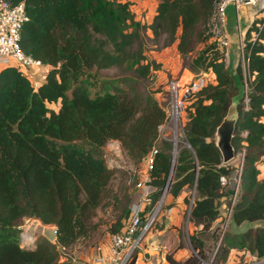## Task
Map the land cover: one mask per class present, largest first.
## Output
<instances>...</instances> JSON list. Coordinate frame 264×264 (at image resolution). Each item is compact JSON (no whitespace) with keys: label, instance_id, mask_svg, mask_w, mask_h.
I'll list each match as a JSON object with an SVG mask.
<instances>
[{"label":"trees","instance_id":"obj_1","mask_svg":"<svg viewBox=\"0 0 264 264\" xmlns=\"http://www.w3.org/2000/svg\"><path fill=\"white\" fill-rule=\"evenodd\" d=\"M6 1L23 3L27 20L20 47L46 67L37 86L16 66L0 69V264H74L62 260L59 250L96 235L102 224L95 221L98 210L111 207L115 216L123 205L108 235L123 230L135 192L128 193L124 183L112 188L116 169L108 166L103 149L109 141H118L136 166L152 160L153 190L144 215L166 187V209L184 186L193 189L184 201H191L189 222L201 226L189 236L196 258L179 262L167 254L164 264H196L214 249L217 264L232 249L264 258V178L257 168L264 156V19L247 28L243 61L233 71L209 39L215 0H158L150 22L130 31L125 25L131 12L115 0ZM147 30L158 47L176 43L182 69L210 73L211 82L186 103L188 118L176 146L160 134L166 106L141 89L158 67L143 52ZM128 62L130 74H102L123 71ZM234 97L238 121L232 145L241 156L239 175L222 162L215 144L216 128ZM234 176L239 182L229 223L248 225L220 236L221 199L230 196L227 185ZM26 218L53 225L55 242L39 236L23 246L19 235ZM135 258L136 252L131 264Z\"/></svg>","mask_w":264,"mask_h":264},{"label":"built area","instance_id":"obj_2","mask_svg":"<svg viewBox=\"0 0 264 264\" xmlns=\"http://www.w3.org/2000/svg\"><path fill=\"white\" fill-rule=\"evenodd\" d=\"M234 7L235 22L229 19V7ZM251 9L252 18L245 28L241 27L243 16L240 9ZM264 0H215L212 15L208 23V35L211 42L216 43L223 54L225 65H231V28L237 36L238 56L243 61L244 34L254 19H264ZM27 20L24 12L23 3L15 5L6 0H0V67L13 65L23 71L27 77L32 78L36 72L45 73V65L38 59L32 58L23 52L20 47V30L23 22ZM254 35V34H253ZM211 82L210 73L200 72L192 75L182 84L169 81L167 85L168 100L166 105L167 119L165 123H170L175 128L182 119V110L187 101L200 89ZM36 86V85H35ZM181 118V119H180ZM176 137V136H175ZM183 137V132H182ZM177 138V137H176ZM181 141V140H180ZM119 143L118 141H116ZM116 143V144H117ZM174 146L175 143H174ZM264 156L258 161L257 168L264 165ZM151 158L147 159L145 172L137 179L135 183L136 190H140L136 198L133 197L130 214L123 230L119 233L108 236V244L100 255L88 257V264H131L130 261L134 252L136 258L133 264H137L138 252L146 235L155 227L158 222V212L166 200L168 187L164 189L156 205L145 215L143 213L145 206L149 203V194L153 187L149 184L148 169L151 166ZM240 163L237 168V175L240 173ZM223 184L227 180L222 177ZM238 183V179L236 180ZM160 247L165 248L161 243ZM154 248V247H153ZM216 249L213 252L211 260L201 259V264H217L215 262ZM264 258L258 259L248 250L232 249L224 264H263ZM87 264V263H86ZM199 264V263H198Z\"/></svg>","mask_w":264,"mask_h":264},{"label":"rangeland","instance_id":"obj_3","mask_svg":"<svg viewBox=\"0 0 264 264\" xmlns=\"http://www.w3.org/2000/svg\"><path fill=\"white\" fill-rule=\"evenodd\" d=\"M116 4L118 5L119 3H123L127 5V9L131 12V18L128 17L126 20V25H125V30L130 31L135 25L140 26L144 23H147V19L150 18V8L149 6L146 7L143 2L139 1H134V0H115ZM133 6H137V10H135ZM243 7L240 9V13L243 16V19H241V27L242 30L245 28V24L247 23L246 20L244 19V14H243ZM246 10V9H245ZM251 11V9H250ZM264 13L258 15L259 17H262ZM229 19L234 23L235 22V12H234V7L230 6L229 7ZM263 19V18H262ZM250 22V19H248ZM248 22V23H249ZM247 25V24H246ZM234 31V30H233ZM246 32V31H245ZM149 36L144 37V45H143V52L148 55L154 54V52H161L160 46L153 43L152 39L148 38ZM245 37V34L244 36ZM176 45V43H174ZM200 47H198L197 51L199 50ZM158 49V50H157ZM239 61H242L241 58H239ZM132 63L128 62L124 68L123 71H119L116 69H108L105 71H102V74L106 76H114V75H120V74H130L132 71ZM195 74V73H194ZM197 74V73H196ZM179 76L176 78H171L170 76L167 78L166 82H162V79L158 80L155 78V76H150L148 79L142 80L141 81V89L145 92L152 91L154 93L158 92L160 102L164 104V106L167 105V100H168V94H167V85L170 80L173 82L182 84L179 80L181 74H178ZM188 77H191L190 74H188ZM165 87V89H164ZM241 89L243 92L246 91L247 89V84L246 81H241ZM154 90V91H153ZM51 108L57 109V105H51ZM185 111V107L183 108ZM181 119V118H180ZM184 123V122H183ZM182 119L180 121V124L175 128L171 127L170 123H165V125H161L159 130L160 134L167 136L170 138L175 145L182 139ZM177 138H176V137ZM116 141H109L106 143L103 147L104 149V154L106 157V162L109 167H113L116 169L115 176L112 180V188L114 191L120 188V186H123L121 184H125L128 186L127 192L134 194V198H136L139 194L138 192L140 190H136L135 187V182L137 179L145 172L146 170V163L147 160L140 163L139 166L134 165L131 163L123 148L120 146L119 143ZM241 156L236 155L234 160L230 162V164L235 167L236 169L239 166V161H240ZM264 160H262L263 162ZM237 165V166H236ZM124 171L125 174L122 172ZM233 178H236L234 176ZM120 196H123L121 194ZM169 199V196H166V200L162 204L161 208L159 209L158 212V222L156 223L155 227L150 231L152 232L151 235L158 237L161 236L163 231L159 234L160 230L162 229L163 225V219H164V213L166 210L165 204L167 203V200ZM191 199V198H190ZM169 201V200H168ZM186 202V201H185ZM188 204V203H186ZM228 204V202H226ZM124 209V206L122 205L118 211H115V216L114 211H112V208H108L107 212L105 210H98V215L97 218H95V221H100L102 222L101 226L98 228V231L96 235L93 236L92 239L88 242H83V241H78L76 242L73 246L66 250H59L61 254V259H67L70 262H73L74 264H88V257L90 256H97L102 253L104 248L108 244V233L110 232L109 226L113 225L114 219L116 218V214L119 215L122 210ZM221 221L218 222V226L221 229L220 230V236L223 235L224 231H230L233 232L234 230H242L244 228L236 225H231L229 223V217L227 218V222L225 221V216H224V209H223V215H221ZM186 214L183 215V219L180 222L178 227H175V229H169L170 232L168 234H163V241L165 242V248L163 247H158V248H148L147 246V240L144 239L142 242L141 248L137 250L138 253H140L141 259H139L140 264H164L163 262V256L170 254L172 257L179 261L183 262L187 260L189 257L192 259L196 258L195 251L192 250L191 244L189 242V236L193 234V232L196 230L195 225H193L190 222H187L186 219ZM21 229H25V231H22L20 233V239L21 243L23 246H27L28 242H32L33 239L32 237H39V236H44L50 241L55 242V230L53 225H48V224H43L41 223L38 219H33V218H26L23 220L21 226ZM32 230V234L30 236L25 235L27 229ZM197 229H200L199 226ZM225 231V232H226ZM148 236V235H146ZM215 250V249H214ZM214 250H209L207 253V257L204 258V260H211L213 257V252ZM201 264V260L199 259L196 264Z\"/></svg>","mask_w":264,"mask_h":264},{"label":"crops","instance_id":"obj_4","mask_svg":"<svg viewBox=\"0 0 264 264\" xmlns=\"http://www.w3.org/2000/svg\"><path fill=\"white\" fill-rule=\"evenodd\" d=\"M134 1H139V0H134ZM157 1L158 0H140V2H143L144 5H146V7L149 6V8H150V18L147 19V23H149L151 18H152V15L154 13ZM132 7L135 10H137V8H138L137 6H133V5H132ZM243 14H244V19L247 22L246 24L248 25V22H249L248 19L251 20V18H252L250 9H246V10L244 9ZM260 14H262V12ZM230 28H231V35H232L231 36L232 37L231 38V40H232V44H231L232 60H231V65H229V68L234 71L236 68V65L239 61L238 49H237L238 43H237V36L235 35V32L232 29V26H230ZM146 35L151 36V31L147 30ZM159 50L161 52H154V54H152V55L146 54L150 60L154 61L158 65L157 68L152 69V71H151L152 77L155 76V78H157L158 80L162 79V82L165 83L169 76L171 78H173V77L176 78L179 76L178 74H181L182 76H180L179 80L181 82H183V81L185 82L190 78V77H188V74H190L191 76L195 75L194 73H189L187 70L182 69L181 61L179 58V53H178V50H177L175 44H173L171 46L160 47ZM1 68L2 67H0V69ZM29 79L34 85L37 86L41 82L44 81L45 73H43L41 71L36 72L33 75V77L29 78ZM164 89H165V87H164ZM155 96L158 98V100H160L158 92L155 93ZM181 117H182V125H184V123L186 122V120L188 118V114L184 110H182V116ZM163 125H165V123ZM162 137H167V136L162 135ZM259 171H260V177L264 178V165H262V171L261 170H259ZM234 179L235 178L230 179V182L227 185V188L229 189V191L232 189H235V194L233 196L223 197L221 199V207H222L221 215H223V209H224V216H225L226 222L228 221L227 218L229 217V214H230V212H228V211L231 209V207L234 203V200L236 198V193L238 190V184L235 183V185H234ZM192 193H193L192 188L184 186L182 193H181V196L176 198L173 206H171L165 210L164 219H163L164 223L162 226H160V227H162V229L160 230V232L157 233V234H159L163 231L162 235L155 237V236L151 235L152 232H150L147 234L148 236L145 237V239L147 240L148 248H152V247L158 248V247H160L159 245L161 243H165L163 241V238H164L163 234H168L170 232L169 229H171V228L175 229V227H178L180 222L183 219V215L186 214L187 222H189L188 217H189V211H190V207H191L190 206L191 201L185 202L184 198L188 197L189 195L192 196ZM168 200H170V196H169ZM168 200H167V202H169ZM226 202H228V204H226ZM186 203H188V204H186ZM219 221H221V218L218 220V222ZM247 225H248L247 223H244V224H241L239 226L242 228H245ZM200 227L201 226H199V228ZM197 228L198 227H196L195 229H197ZM23 231H25V229ZM139 255H140V253H138V258L141 259V257ZM137 264H140L139 260H138Z\"/></svg>","mask_w":264,"mask_h":264},{"label":"water","instance_id":"obj_5","mask_svg":"<svg viewBox=\"0 0 264 264\" xmlns=\"http://www.w3.org/2000/svg\"><path fill=\"white\" fill-rule=\"evenodd\" d=\"M237 104L238 99L234 97L226 115L215 131V144L221 153L222 162L224 164L230 163L236 156L232 145V139L238 121ZM234 193L235 190L230 191L231 196H233ZM228 212H230V210Z\"/></svg>","mask_w":264,"mask_h":264},{"label":"bare ground","instance_id":"obj_6","mask_svg":"<svg viewBox=\"0 0 264 264\" xmlns=\"http://www.w3.org/2000/svg\"><path fill=\"white\" fill-rule=\"evenodd\" d=\"M31 234H32V230L28 228L25 235L30 236Z\"/></svg>","mask_w":264,"mask_h":264},{"label":"clouds","instance_id":"obj_7","mask_svg":"<svg viewBox=\"0 0 264 264\" xmlns=\"http://www.w3.org/2000/svg\"><path fill=\"white\" fill-rule=\"evenodd\" d=\"M198 74V73H197ZM239 163H240V161H239ZM236 173H237V169H236ZM238 178H235L234 179V181H235V183H236V180H237ZM238 182H239V179H238ZM236 184H238V183H236ZM167 188V187H166ZM232 190H235V189H232ZM231 191V190H230ZM235 194V193H234ZM167 196H168V192H167ZM231 196V195H230ZM230 211H231V209H230ZM230 215V214H229Z\"/></svg>","mask_w":264,"mask_h":264}]
</instances>
